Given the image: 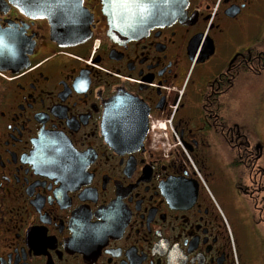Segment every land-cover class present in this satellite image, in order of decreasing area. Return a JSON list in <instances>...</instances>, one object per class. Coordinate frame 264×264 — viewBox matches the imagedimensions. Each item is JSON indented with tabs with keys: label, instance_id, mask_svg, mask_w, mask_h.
Segmentation results:
<instances>
[{
	"label": "flooded vegetation",
	"instance_id": "af4514ba",
	"mask_svg": "<svg viewBox=\"0 0 264 264\" xmlns=\"http://www.w3.org/2000/svg\"><path fill=\"white\" fill-rule=\"evenodd\" d=\"M140 2L0 0V264H236L220 194L264 227V0Z\"/></svg>",
	"mask_w": 264,
	"mask_h": 264
},
{
	"label": "rangeland",
	"instance_id": "374dc122",
	"mask_svg": "<svg viewBox=\"0 0 264 264\" xmlns=\"http://www.w3.org/2000/svg\"><path fill=\"white\" fill-rule=\"evenodd\" d=\"M215 204L229 231L236 264H264V227L254 203L220 194Z\"/></svg>",
	"mask_w": 264,
	"mask_h": 264
},
{
	"label": "water",
	"instance_id": "95a60500",
	"mask_svg": "<svg viewBox=\"0 0 264 264\" xmlns=\"http://www.w3.org/2000/svg\"><path fill=\"white\" fill-rule=\"evenodd\" d=\"M55 0H53L54 2ZM115 0H104L105 11L109 16V34L111 37H120L127 40L133 39L138 33L141 32L144 23V6L141 4V0H124L121 3L116 4ZM46 3V2H45ZM44 3L29 4L28 8L37 9L38 7L46 8L48 4ZM51 7V6H50ZM49 8V7H48ZM168 9V6H164V9ZM86 25L79 22H69L68 23V36L67 39H60L61 34H55V41L65 42L64 46H73L83 42V28ZM122 35V36H121ZM191 49V48H190ZM192 53V49L190 50ZM194 56L195 53H192ZM209 55L203 53L200 57L201 61L207 59Z\"/></svg>",
	"mask_w": 264,
	"mask_h": 264
}]
</instances>
